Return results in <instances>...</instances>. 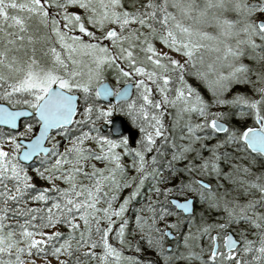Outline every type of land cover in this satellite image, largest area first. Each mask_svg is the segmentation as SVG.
Returning <instances> with one entry per match:
<instances>
[{
    "label": "snow or ice",
    "instance_id": "snow-or-ice-1",
    "mask_svg": "<svg viewBox=\"0 0 264 264\" xmlns=\"http://www.w3.org/2000/svg\"><path fill=\"white\" fill-rule=\"evenodd\" d=\"M0 264H264V0H0Z\"/></svg>",
    "mask_w": 264,
    "mask_h": 264
}]
</instances>
